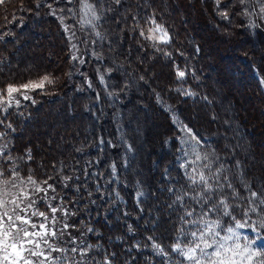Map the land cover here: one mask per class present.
<instances>
[{
  "label": "rangeland",
  "instance_id": "374dc122",
  "mask_svg": "<svg viewBox=\"0 0 264 264\" xmlns=\"http://www.w3.org/2000/svg\"><path fill=\"white\" fill-rule=\"evenodd\" d=\"M87 2L91 3L88 0ZM232 5L237 7L239 12L233 20V30L227 31L225 28L231 20L225 23L220 31L217 28L216 33L211 31L215 29V26L214 28L213 26L211 28L208 26L196 28L192 26V30L203 41L204 45L201 46L194 42L192 44L193 54L192 51L183 50L185 54L191 57L190 59L194 55L199 56V61L187 63L190 69L185 65H180L177 69L176 87L174 88L177 94L173 98L174 101L169 102L167 99L171 100V98L165 97L163 92L155 91L156 107L164 113L163 115L171 125L170 129L172 130L162 134L161 139H165L163 142H157V137L160 138L158 134L164 130V120L159 113H155V115L148 112L138 114L132 106L126 112L127 114L133 113V117L129 120V117L123 116L119 107L113 106L111 112L105 107L108 101L113 104L111 94L114 88L107 84L108 81L100 71L96 72V77L103 96L100 98L95 96L93 100V106L97 108V113L92 115L93 121L83 115L71 117L68 114L57 115L52 112L43 117L39 125H28L24 131L21 130L18 133L22 136V139H35L36 142L33 141V143L36 145L40 143V140L42 142L49 138H57L51 149L45 148L42 152L39 151L40 157L45 153L52 156L51 165L54 160L61 164V173L58 175L59 182L56 180L52 184L55 191L57 190L56 187H60V183L66 186L75 184V193L84 191L88 211L91 209L90 200L95 201L101 196L106 197L109 206L107 224L103 221L95 225L88 224V222L94 221V218L90 219L89 215L85 218H78L81 227H85L91 235L83 237L82 230L77 226V229H79L78 237L83 241L82 247L92 245L84 258L83 264H93L95 260H98V258L104 259L109 253L116 257L120 256L126 261L132 255L133 260L129 263L125 261L119 264H143L142 259H145L150 251L156 254L157 264H189L176 253L171 252V245L175 243L179 236V228L183 226L179 217L184 213V208H181L179 203L172 204V202L175 200L174 193L190 190L185 173L190 172L192 168H199L200 162L191 164L189 168L182 167V165L195 159L193 146L201 155L214 153V157H218V159H215L210 155V159L214 160L212 170L214 171L217 167L223 165L226 169V175L241 198L250 195L244 188L245 184L250 185L251 190L257 192L264 189V83H262L264 81L262 76L264 71V14L260 13L259 4L256 0H249L245 4H241L240 0H234ZM50 6L52 7V5ZM127 6H129V3L124 5L125 10ZM245 9H247V13ZM53 10L54 8L51 9V11ZM96 10L97 14L100 15V19L93 21L92 24L87 23L86 21L91 19V14L85 15L82 0H79L78 21L90 31V36L93 37L92 40L99 45L102 42H108L107 31L112 36L128 28L125 24L129 19L130 28L150 45V49L146 48L144 54L152 56L154 52L151 49H154L166 56L169 55L163 48L170 39L169 32L165 27L160 25L163 31L150 32L149 29H155L157 23L153 24L152 19L146 21L143 15L137 14L133 9L130 11L129 8V11L127 9L122 16V20L126 21L124 28L120 31L116 29L109 31V27H106L107 31L104 29L103 33L99 27L102 13L97 7ZM164 10L166 11V8ZM181 10L188 13L189 23L192 25L194 22L192 19L193 8L190 3L183 8H176L171 17L179 18ZM223 13H227V18L230 17L229 12L215 10L212 7L213 17L218 14L225 18ZM205 18L207 19V16ZM115 23L117 24V21ZM209 24L212 23L209 22ZM141 31L144 32V36L140 35ZM97 32L100 33L99 37ZM164 32L167 33L166 36ZM149 35L156 37V39H146ZM184 35L188 39L190 38L188 32H185ZM161 38L167 40V43L161 42ZM71 45L73 55L80 56L76 43L75 47H73L74 44L71 43ZM32 49L30 44L23 47L21 56H24V58L15 60L19 65L17 71L21 72L41 64L46 66L47 60L41 56H31L29 54ZM151 52L152 54H150ZM236 53L241 54L239 59L235 58ZM148 58L151 59L152 57ZM203 66L204 74L201 71ZM178 70L185 73L184 77H178ZM153 71L154 74L151 75V78L155 75L157 80L151 81V84L156 86L162 84L166 77L167 69L165 66L160 63ZM162 74L165 75L163 78ZM249 76L253 77V81L246 82L245 80H248ZM40 79H36L34 82H38ZM251 84H255L261 94L251 87L250 92L245 95L243 90ZM145 85L146 88H149L146 82ZM21 90L26 92V89L21 88ZM143 91L146 93L145 89L139 90V93ZM228 92L231 94H226ZM185 93H193V95H186ZM195 93L203 97L202 101L193 99ZM16 94L23 95L21 92ZM188 105H192L189 111L184 109ZM102 120L105 123L100 129L102 132L112 131L115 135L116 146H112L113 140L110 141V139L102 137L100 131L97 132V123L101 124ZM93 122L96 124L94 125ZM122 124L128 130V136L135 138L133 145L126 138V132ZM184 125H187L199 136L202 141L200 145H195L194 141L189 140L188 133L182 130ZM109 126L112 129H109ZM71 129L74 130L71 131ZM68 131L72 132V135L62 142L59 137ZM83 136H87L88 140L91 138L94 149L99 152L94 154L87 152L85 155H80L79 153L85 149L82 145L76 148V151L79 150V156L76 155L68 163L64 162L66 160L64 156H67L74 149L71 141L74 142V139L80 140ZM144 137H148L150 140L148 141ZM42 143L48 144L46 142ZM135 150L139 155L137 157ZM185 152L188 153L187 156L184 154ZM87 158L91 160L92 167L87 165ZM237 161H239V168L236 167ZM113 165L116 168L115 174L112 172ZM204 171L205 174L208 173L207 169H204ZM20 176L26 178L28 175L22 173ZM32 176L37 181L44 180L42 177L37 179L34 175ZM65 176L74 177L65 181L63 179ZM4 179H11V173L7 174L5 178L0 177V188L15 192L16 189H13L11 184L3 185ZM15 182L18 183V178ZM210 183H214V181H210ZM169 188H172L174 192H169ZM29 190L31 189L29 188ZM54 192L47 193L48 202L53 206H56V203L63 204V200L58 198ZM141 192L143 195L138 196V193ZM224 195L228 197L230 204L243 202L242 200H234L231 189L227 187L224 189ZM53 196L55 197L54 200L51 199ZM216 198V196L213 197V199ZM66 204L70 207L69 211L75 213L72 205L67 202ZM170 204H172V207L168 206ZM184 204L189 209H196V216L193 218H197L207 207L205 206L202 209L189 198H185ZM38 207L43 211L42 209L47 208V204L43 202L38 204ZM136 209L138 211H134ZM140 213L141 215L136 224L138 229L134 231L135 234L127 231L126 229H133L134 227L133 221L128 218V215L135 218ZM235 214L237 218H240V209H236ZM218 215L217 213H210L207 219H216ZM219 219L225 227L233 223L229 217L223 215H219ZM257 219L256 215H252V220ZM95 227L101 229L100 233L105 231L108 233L107 236L112 235V237L106 239V242L111 243L113 250L109 248L104 240L92 239L95 238L92 237V234L95 233ZM237 231H246L251 238L250 229H238ZM221 234L225 235L226 233L222 232ZM128 236L133 237L128 239V244L125 245ZM146 237H152L153 239L143 244ZM240 242L244 243L242 238ZM131 243H134V248ZM153 243L161 245L166 252H169V256L165 257L157 254L156 249L152 247ZM257 243L264 242L257 241ZM118 246H120V250L117 249ZM53 255H59V253H53ZM76 259L79 261L80 257L78 256Z\"/></svg>",
  "mask_w": 264,
  "mask_h": 264
},
{
  "label": "trees",
  "instance_id": "16d2710c",
  "mask_svg": "<svg viewBox=\"0 0 264 264\" xmlns=\"http://www.w3.org/2000/svg\"><path fill=\"white\" fill-rule=\"evenodd\" d=\"M88 1L95 4L102 13L99 27L103 33L104 29L107 31L106 27H109V31L111 29L120 31L124 28L123 26L126 21L122 20V16L127 9L129 11V8L130 11L133 9L137 14L143 15L146 21L147 19H154L155 23L165 27L169 32V42L163 46L169 55L166 56L154 49H151L154 52L152 56L144 54L146 48L150 49V45L147 44L144 38L137 36L138 34L130 28L129 19L125 24L128 28L112 36L107 31L110 41L108 40L107 43L102 42L99 45L92 40L93 37L90 36V31L84 28L78 21L79 0H71V3L68 0H7L4 5L0 6V92L6 96L7 86H20L44 76H48L53 82L51 84L46 83L40 89H26L28 93L20 90L23 95L14 93V99L11 100L10 107L7 106V101L4 104H0V109L7 107L6 112L0 110V120L3 121L0 124V132L5 133L4 137L0 138V146L7 145V148L4 149V154L5 156L10 155L12 157V160L0 158V167L4 169V178L15 167L20 174H31L37 179L42 177L45 180L48 177H52V179L48 180L49 184H53L56 180L58 181V175L61 173V164L54 160L51 165L50 162L53 159L50 154L45 153L41 157L39 156V153L43 149H51L57 138L54 137L42 141L48 144L42 143L40 140V143L36 145L33 143L35 139H22V136L18 133L21 130L24 131L28 125H39L42 118L52 112H55L57 115L68 114L71 117L83 115L93 121L92 115L93 113H97V108L93 106V100L95 96L99 98L103 96L101 86L97 82V71L102 72L106 81H108L107 84L114 88L111 94L113 104L108 101L105 107L110 112L113 106L119 107L123 116L126 115L129 117V120L133 117V113L127 114L126 112L132 106L138 114L148 112L155 115V113H159L164 120V130L158 134L160 138L157 137V142H163L165 139H161L162 134H166L167 131L170 132L172 130L170 129L171 125L163 115L164 113L156 107L155 93L163 92L165 97L171 98V100H167L173 102V98L177 94L176 89H174L176 87L177 69L180 65L188 66L187 63H191L190 61H199V56L194 55L190 59L191 57L183 52V50H187L192 51L193 54L192 44L194 42L201 46L204 45L203 41L192 30V26L195 28L202 26L210 28L213 26L214 28L215 26V29L211 31L216 33L217 28L220 31L221 27H224L225 23L231 20L225 27L227 31H231L234 26L233 20L239 13L237 7H233L232 5L234 0H220L219 6L217 5V0H121L120 4H116L114 0ZM188 2L193 8L192 19L194 22L192 25L189 23L190 18L188 13L184 10H181L179 18L171 17L175 13L176 8H183L189 4ZM128 3L129 6L125 10L124 5ZM37 4H39V7H37ZM49 5H52V7H49ZM212 7L215 10L229 12L230 17L224 18L218 14H215L216 17H213ZM53 8V11L56 13L55 15L51 11ZM164 8H166V11ZM206 16L208 20L205 18ZM61 17H63V20L60 19ZM116 21L117 24L115 23ZM209 22L214 25L209 24ZM185 32L190 34L189 39L184 35ZM71 43L74 45L76 43V48L80 52V56L76 60L71 58L73 56ZM27 44H30L33 48L29 54L31 56H41L47 60L46 66L41 64L39 66H32L24 71L22 70L21 72L17 71L19 65L15 60L24 58V56H21L22 49ZM235 56L236 59H239L241 54L236 53ZM81 60L84 62L80 63ZM160 63L167 69L166 77L162 84L156 86L155 84H151V81L157 80V76L153 75L154 77L152 76L151 78V75L154 74L153 70ZM201 71L204 74V66ZM262 74L264 77V71ZM165 75L162 74V78ZM229 76L231 75L229 74ZM249 80L253 81V77L249 76L248 80L245 81L248 82ZM145 82L149 85V88H146ZM251 87L253 90L255 88L256 91H259V88L255 84H251L246 88L244 87L243 91L245 95L250 92ZM143 89L146 90V93L145 91L139 93V90ZM208 92L210 93V90ZM226 94L230 95L231 93L228 92ZM259 94H261L260 91ZM25 96L28 98L25 99ZM193 97V99L200 101L203 99V97L196 95V93ZM197 100L195 101L196 103ZM16 101H19V103L17 104ZM190 106L192 105H188L184 109L189 111ZM93 123L94 125L96 124L95 122ZM104 123L105 121L103 120L101 124L97 123V132L100 131L102 137L110 139V141L113 140L112 146H116L115 135L112 131L102 132L100 129ZM9 124H11V128L8 127ZM109 129H112V127L109 126ZM124 129L126 138L133 145L135 138L129 137L128 130L126 127ZM73 130L71 129V131ZM71 135L72 132L68 131L59 138L64 142ZM144 138L148 139V141L150 140L148 137ZM71 143L74 149L67 156H64L66 158L64 162L67 163L75 158L76 155H85L87 152L90 154L99 152L94 149L93 140L91 138L88 140L87 136L81 137L80 140L74 139V142L71 141ZM82 145H84L85 149L78 154L79 150L76 151V148ZM29 150L31 160L28 159ZM135 153L137 157L136 150ZM86 161L88 162L87 165L92 167L91 160L87 158ZM71 177L73 178L74 176ZM59 186L56 187L57 190L54 194L63 200V204L56 203V206L67 210L68 215H64L62 211H58L56 216L59 223L56 227L57 229H63L65 224L69 227L64 230V234L59 237L56 243L70 248L73 246L71 241L74 239L77 242V246L82 247L83 241L78 237L79 229H77V226L82 230L83 237H87L90 234L85 227H81V222L78 218H85L89 215L90 219L94 218V221H87L88 224L95 225L102 221L107 224L109 206L106 197L101 196L95 201L90 200L91 209L88 211L86 209L85 200L87 198L84 196V191L75 193V184L66 186L60 183ZM51 192L53 191L49 190L47 193ZM40 195L44 196L45 194ZM66 202L72 205L75 213L69 211L70 207ZM45 203H49L48 199ZM42 210L47 211L48 209ZM134 211H138V209ZM140 215L141 213L135 218L128 215V218L133 221L134 227L133 229H126L127 231L135 234L134 231L138 229L136 224ZM100 230L95 227V233L92 234V237L95 238L92 239H102L111 248V243L106 242V239L112 237V235L107 236L108 233L105 231L100 233ZM132 237L128 236L126 238L125 245L128 244V239ZM148 241L149 239L146 237L143 244ZM131 244L134 248V243ZM117 249L120 250V246ZM111 250L113 249L111 248ZM106 257L111 264H119L126 261V259L124 260L122 257H116L110 253ZM131 260H133L132 255L126 263H129ZM157 260L156 254L152 251L149 252L145 259H142L143 264H157ZM93 264H105V258H98Z\"/></svg>",
  "mask_w": 264,
  "mask_h": 264
},
{
  "label": "snow or ice",
  "instance_id": "6c2138e0",
  "mask_svg": "<svg viewBox=\"0 0 264 264\" xmlns=\"http://www.w3.org/2000/svg\"><path fill=\"white\" fill-rule=\"evenodd\" d=\"M6 2L7 0H0V6ZM68 2L71 3V0ZM114 2L120 4L121 0H114ZM219 2L220 0H217L218 6ZM248 2L249 0H240L241 4ZM256 2L259 4L260 13L264 14V2L262 0H256ZM82 4L85 15L91 14V19L86 21L87 23L92 24L93 21L100 19L95 4L88 3L87 0H82ZM49 7L51 6L49 5ZM245 12L247 13V9ZM52 14L55 15V11ZM223 15L227 18V13H223ZM60 19L63 20V17ZM151 22L155 24L154 19ZM149 31H163V29L157 24L155 29H149ZM140 35L144 36V32L141 31ZM164 35L166 36L167 33L164 32ZM97 36L99 37L100 33L97 32ZM146 39L154 40L156 37L149 35ZM161 42L167 43V40L161 38ZM71 58L77 59L75 55ZM83 62V60L80 61V63ZM184 75L183 71L178 70V77L182 78ZM45 82L51 84L53 81L48 76H44L38 82L30 81L20 86L9 85L6 89V96L0 92V104L7 101V106L10 107L14 93L20 92L21 88L33 90L43 88ZM185 94L193 95V93ZM27 98L25 96V99ZM16 103L18 104L19 101ZM0 110L6 112L7 107ZM2 123L3 121L0 120V124ZM8 127L11 128V124ZM182 130L188 133L189 140L194 141L195 145L202 143L199 136L187 125H184ZM4 135L5 133L0 132V138H3ZM5 148L7 145L0 146V158L12 160L10 155L5 156ZM184 154L188 155L187 152ZM193 154L195 159L182 165L184 168H189L191 164L200 162L199 168H192L190 172L185 173L190 190L174 193L175 200L172 204L179 203L181 208H184V213L179 217L183 226L179 228V236L175 243L171 245V252L176 253L189 264H264V243H257V241L264 242V194H262L264 189L257 192L251 190L250 185L245 184L244 188L250 195L241 198L226 175L223 165L212 170L214 160L210 159V155L214 157V153L201 155L193 146ZM214 158L218 159V157ZM28 159L31 160L30 150ZM236 167H240L239 161L236 162ZM204 169L208 170L207 174ZM115 171L116 168L113 165V174ZM3 176L4 169L0 167V177ZM17 178L18 183L15 182ZM50 179L52 177L37 181L31 174L24 178L13 167L11 179L3 180V185L11 184V187L16 191L11 192L0 188V264H83L92 245L79 247L74 239L71 241L73 246L70 248L56 243L59 237L64 234V230L69 227L65 224L63 229H57L56 225L59 221L56 213L62 211L64 215H68L67 210L53 206L51 203L47 204V211H41L38 207V204L47 200L49 190L55 191V187L48 183ZM63 179L68 181L72 177L65 176ZM210 181H214V183H210ZM225 187L231 189L234 200L243 202L230 204L228 197L224 195ZM168 191L174 192L172 188H169ZM40 193L45 195L41 196ZM142 195V192L138 193V196ZM214 196L217 198L213 199ZM185 198L195 201L202 209L207 206L206 210H203L197 218H193L196 216V209H189L184 204ZM51 199L54 200L55 197L53 196ZM172 204L168 206L172 207ZM236 209H240V218H237L235 214ZM210 213L229 217L233 223L225 227L219 219V215L216 219H207ZM252 215H256L258 219L252 220ZM238 229H250L251 238L246 231L238 232ZM222 232L226 234L222 235ZM241 238L244 243L240 242ZM148 239L152 240L153 238L149 237ZM152 247L156 249L157 254L169 256V252H166L161 245L153 243ZM53 253H59V255H53ZM76 256L80 257L79 261L76 260ZM105 264H111L107 257H105Z\"/></svg>",
  "mask_w": 264,
  "mask_h": 264
}]
</instances>
